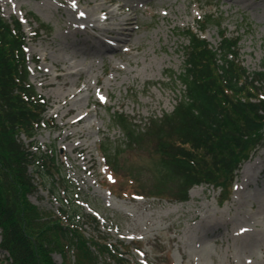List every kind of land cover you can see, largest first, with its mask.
Returning a JSON list of instances; mask_svg holds the SVG:
<instances>
[{
  "label": "rangeland",
  "instance_id": "rangeland-1",
  "mask_svg": "<svg viewBox=\"0 0 264 264\" xmlns=\"http://www.w3.org/2000/svg\"><path fill=\"white\" fill-rule=\"evenodd\" d=\"M250 2L253 7L244 8V5L235 3L229 6L224 0H133L134 4L140 5L137 12L143 23L134 38L148 49L151 60L145 61L142 55L138 60H130V54L107 52L103 62L100 56H95L93 64L88 58H81L78 62L72 56V70H81L84 74L70 77V84L65 90L74 94L77 85L73 81L79 79L78 85L83 88L76 95L82 107L80 111H88L89 115L83 124L68 128L62 125L68 116L62 117L60 103L55 101V96L64 88L55 79L60 71L52 64V60L57 59L69 61L74 50L68 47L67 42L79 39L71 28L64 26L65 16L61 13L65 10L64 3L60 4L57 0H0L2 17L11 20L15 17L21 19L20 15H23L21 20L27 35L29 79L49 102L46 116L50 119V127L46 126L38 132L34 150L41 148L47 151L49 146H55L63 172L75 186L67 189L61 180L55 178L54 182V179L43 178L31 168L38 190L29 199L41 209L55 213H59L63 201L69 205V202L78 200L83 206V213L92 214L99 220L100 234L112 243L123 242L129 249L126 256L135 264H229L230 254L236 258V264H261L264 254L260 245L254 244L251 251L245 252L241 248L242 239L233 236L228 240L214 223L224 222L232 216L231 202L236 196L242 170L251 166L252 162H259L258 155L264 151V143L252 151L253 154L251 152L249 160L242 163L231 188V197L223 205L218 201L220 189L208 185L193 187L190 191H195V196L192 197L189 192V199L182 202L142 198L132 192L139 190V182H150L156 157L153 146L149 143L143 147L124 145V133L112 119L113 112L118 111L128 115L136 124L145 125L149 118L174 109L183 89L180 77L188 44L183 33L188 28L199 31L197 22L203 21L206 16L214 21L221 19L230 36L241 38V60L249 71L262 69L264 0ZM80 5L88 6L85 1H81ZM59 7L62 8L58 10ZM31 14L38 16L47 28L39 30L40 23ZM164 16L168 18L164 19ZM201 34L212 45L218 46L220 36L216 25L209 24ZM55 37L57 41L54 44ZM122 37L131 38L128 34ZM112 41L120 51L128 48L120 38ZM134 53L137 54V51ZM45 71H49L48 76L44 75ZM51 78L56 85L46 84ZM85 80L91 84L89 100L86 99L90 92L85 87ZM79 128L89 132L88 136L74 139L87 147L83 154L73 148V139L64 137L67 131ZM103 142L121 152L117 157L121 167L118 177L110 174L101 157L98 147ZM25 143L29 146L28 140ZM84 157L86 160L93 159L92 168L84 169ZM255 175L257 179H252L245 193L253 197L258 194L264 196V171L257 168ZM178 205L182 207L176 210L174 207ZM208 208L211 210L208 218L200 220L192 217V211L202 213ZM240 209L250 210V205L244 204ZM84 226L87 233L95 230L92 225ZM162 250L167 256L158 253ZM7 257L0 248V264H9ZM54 259L62 262L59 254H54Z\"/></svg>",
  "mask_w": 264,
  "mask_h": 264
},
{
  "label": "trees",
  "instance_id": "trees-1",
  "mask_svg": "<svg viewBox=\"0 0 264 264\" xmlns=\"http://www.w3.org/2000/svg\"><path fill=\"white\" fill-rule=\"evenodd\" d=\"M199 23L203 32L210 23L217 26L219 45L185 30L183 89L174 109L145 125L123 112L112 114L124 145L149 143L156 155L150 182L141 179L139 190L132 192L138 196L186 201L192 187L209 184L221 188L224 201L241 164L263 143L264 60L262 69L249 71L242 64L239 36H230L221 19L208 16ZM26 39L19 19L9 22L0 15V248L9 264H134L126 256L128 247L101 235L98 219L83 213L77 201H63L57 214L29 199L38 190L31 168L43 178L61 180L67 189L75 187L55 146L34 150L39 130L50 125L48 101L29 80ZM98 150L118 177L121 152L105 142ZM85 224L95 230L87 233ZM54 253L61 255V263Z\"/></svg>",
  "mask_w": 264,
  "mask_h": 264
},
{
  "label": "bare ground",
  "instance_id": "bare-ground-1",
  "mask_svg": "<svg viewBox=\"0 0 264 264\" xmlns=\"http://www.w3.org/2000/svg\"><path fill=\"white\" fill-rule=\"evenodd\" d=\"M50 1V0H45ZM60 4L64 3V8L61 13L64 17V26L71 28L74 36H77L79 39L72 40L67 42L69 48H72V54L69 58V61L64 60H52L53 66L60 71L55 76V79L58 80L59 86H62L64 89L60 90L58 95L55 96V101L60 103V108L62 117L68 118L62 124L65 127H74L83 124L86 121L89 112L86 111L82 113L81 105L78 103L77 94L83 90L78 85L79 79L73 81V84L77 85V90L73 93L66 92L65 88L70 84L69 78L77 74L79 77L84 74L81 70H72L73 64L70 61L76 57L78 62L81 61V58H88L90 62L94 64L93 58L95 56H100L101 60L105 59L107 52H114L116 54L127 53L130 54V60L135 58L139 59V55H142L145 61L151 60L149 58V51L142 42H137L135 35L139 33V28L143 25L142 21L139 20L138 9L140 8L139 4H134L133 0H57ZM81 1H85L88 5L87 8L80 5ZM144 2V0H139ZM150 0H146L148 2ZM229 6H232L234 3L244 5V8L251 5L250 0H224ZM255 2V0H254ZM229 6L227 7L229 9ZM253 7V5H251ZM62 7H59L60 10ZM83 13V15H81ZM101 14V15H100ZM99 15V16H98ZM23 15H20V18L23 19ZM164 19L168 18L166 16ZM84 23V25H81ZM131 36L130 39L127 37H122V35ZM120 36V37H119ZM120 38L121 41L126 42L128 47L126 50L120 51L116 49L113 45L114 41L111 42V39ZM124 38V39H122ZM56 37L53 39L52 43H56ZM120 51V52H119ZM137 51V54L134 53ZM156 52V50H155ZM43 58L46 59L47 55L44 54ZM163 62V61H162ZM44 75H49V71H45ZM136 78V75L132 76ZM46 84L56 85L57 83L51 78L48 79ZM86 89L88 90L89 100L91 97V84L88 80H85ZM58 86V87H59ZM89 132L85 128H79L67 131L64 135L65 138L74 139L80 138L83 136H88ZM74 149L79 150L83 154V151L87 147L80 141L74 142ZM264 151H262L258 157L259 162H252L251 166L245 167L242 170L241 181L236 190V196L232 199L233 205V214L229 219H226L224 222L217 221L214 223L217 226V229L220 230V234L227 236V239L237 236L242 239L241 248L245 252L251 251V247L254 244L260 245L262 248L261 251L264 254V196L258 194L253 197L245 193V189L252 184V179H257L258 176L255 175L256 169L264 171ZM84 169L88 170L94 166L92 158L86 160ZM91 163L87 165V163ZM201 191L204 188H200ZM190 194L192 197L195 196V191L191 190ZM263 194V193H262ZM244 204L250 205V210H241L240 207ZM182 206L178 205L174 208L176 210L180 209ZM230 210V209H229ZM211 210L208 208L206 211L200 213L198 210L192 211V217L194 219L199 218L206 219L210 216ZM210 222L209 224H211ZM223 226V228H222ZM225 231H224V230ZM227 232V233H226ZM216 237V236H215ZM219 241L218 239H215ZM230 249V248H228ZM229 261V260H228ZM229 264H236V258L230 254ZM261 264H264V259L261 261Z\"/></svg>",
  "mask_w": 264,
  "mask_h": 264
},
{
  "label": "snow or ice",
  "instance_id": "snow-or-ice-1",
  "mask_svg": "<svg viewBox=\"0 0 264 264\" xmlns=\"http://www.w3.org/2000/svg\"><path fill=\"white\" fill-rule=\"evenodd\" d=\"M81 15H83V13H81ZM102 99H103V97H102Z\"/></svg>",
  "mask_w": 264,
  "mask_h": 264
}]
</instances>
